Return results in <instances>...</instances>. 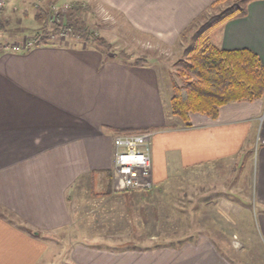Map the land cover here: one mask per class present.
<instances>
[{"label":"crops","instance_id":"1","mask_svg":"<svg viewBox=\"0 0 264 264\" xmlns=\"http://www.w3.org/2000/svg\"><path fill=\"white\" fill-rule=\"evenodd\" d=\"M217 1L91 0L118 8L166 45ZM212 41L223 50H250L264 65V0L249 4L247 15L227 22ZM171 95L155 66L108 59L80 41L25 53L0 44V264H44L46 257L45 264H54L48 240L73 227L76 191L87 186L95 197L99 183L107 200L118 196L112 176L119 131L154 132L155 186L249 156L252 223L264 241V98L225 106L216 119L194 114L185 127L169 112ZM121 194L132 200L130 192ZM214 208L231 225L236 222L227 214L245 212L230 199ZM69 245L65 264H233L207 234L147 249Z\"/></svg>","mask_w":264,"mask_h":264},{"label":"rangeland","instance_id":"2","mask_svg":"<svg viewBox=\"0 0 264 264\" xmlns=\"http://www.w3.org/2000/svg\"><path fill=\"white\" fill-rule=\"evenodd\" d=\"M1 1L0 44L4 49L11 52L16 45L34 42L35 33L44 25L46 17L64 13L80 2L85 6L82 15L85 27L108 43L107 56L127 63L145 60L156 67L163 85L169 88L171 94V78L176 77L175 66L183 58L198 27L242 0H223L214 8L209 7L203 13L204 20L188 27L189 31L182 32L184 35L170 45L138 30L118 8L95 4L91 0ZM52 44L75 45L78 41L55 36ZM89 46L95 47L93 44ZM248 157L235 166L218 163L205 169L181 173V177L164 185H152L139 191H122L132 194L129 195L131 201H126L124 194L117 190L114 179L113 192L119 197L115 195L111 200L106 198V185H96L95 197H89L88 187L83 186L72 196L75 214L73 227L65 234L52 236L48 240L50 261L65 264L63 252L67 250L69 241L91 243L103 249H147L177 244L207 234L215 239L233 264H264V241L259 229L252 223L255 214L252 212L255 209L251 176L253 161L250 163ZM221 199L235 201L245 211L227 214L236 225L227 224L215 211L214 205Z\"/></svg>","mask_w":264,"mask_h":264},{"label":"trees","instance_id":"3","mask_svg":"<svg viewBox=\"0 0 264 264\" xmlns=\"http://www.w3.org/2000/svg\"><path fill=\"white\" fill-rule=\"evenodd\" d=\"M222 1L218 0L210 9ZM255 1L260 0H242L200 25L183 58L176 64V77L171 78L169 112L185 127L190 126V118L194 114L216 119L225 106L264 98V65L259 57L247 49L223 50L212 41L215 31L231 20L245 17L249 4ZM84 12L85 6L79 2L64 13L46 17L44 25L35 33L33 48L55 45L52 44L53 37L64 36L87 46L93 44L107 56L108 43L85 27ZM204 18L201 14L191 27ZM130 64L142 67L147 63L137 59ZM140 131H119L117 134Z\"/></svg>","mask_w":264,"mask_h":264},{"label":"built area","instance_id":"4","mask_svg":"<svg viewBox=\"0 0 264 264\" xmlns=\"http://www.w3.org/2000/svg\"><path fill=\"white\" fill-rule=\"evenodd\" d=\"M2 1L0 0V7ZM34 42L23 46L16 45L13 52L25 53L31 50ZM154 132L144 130L136 133H123L114 136L116 149L113 179L117 190L136 191L152 187V139ZM114 184V185H115Z\"/></svg>","mask_w":264,"mask_h":264}]
</instances>
